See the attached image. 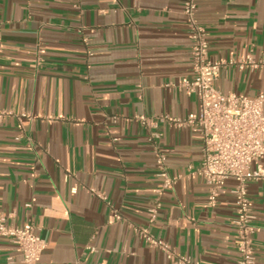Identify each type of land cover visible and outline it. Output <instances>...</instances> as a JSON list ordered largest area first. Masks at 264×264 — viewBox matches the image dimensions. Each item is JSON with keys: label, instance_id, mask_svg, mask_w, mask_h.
<instances>
[{"label": "crops", "instance_id": "obj_1", "mask_svg": "<svg viewBox=\"0 0 264 264\" xmlns=\"http://www.w3.org/2000/svg\"><path fill=\"white\" fill-rule=\"evenodd\" d=\"M183 8L184 0H0V109L14 113L0 122V216L37 228L47 242L37 264H173L139 227L199 264L238 263L235 182L210 205L192 175L202 135L172 121L199 112L181 87L193 80ZM197 19L221 64V92L264 93V0H198ZM160 155L175 179L169 190ZM248 198L255 264H264V181L248 184ZM0 264H24L3 237Z\"/></svg>", "mask_w": 264, "mask_h": 264}, {"label": "built area", "instance_id": "obj_2", "mask_svg": "<svg viewBox=\"0 0 264 264\" xmlns=\"http://www.w3.org/2000/svg\"><path fill=\"white\" fill-rule=\"evenodd\" d=\"M183 12L190 29L191 65L193 80L183 81L181 87L189 94L197 96L199 112L190 114L185 121L173 119L178 126H193L202 135V158L199 168L192 172L208 189L210 205L217 204L224 184L233 180V194L236 202L234 228L237 236V264H255L253 207L248 198V184L264 181V93L255 97L237 94H223L217 87L221 64L209 58L208 32L197 19L198 0H184ZM246 63L254 64L248 56ZM14 113L0 109V122ZM22 118L27 117L21 114ZM144 123L146 117H140ZM162 189L169 190L175 184L166 167V157L158 159ZM253 166H256L254 169ZM157 211L152 212L150 223L156 220ZM137 234L149 247L157 248L173 264H199L191 258L181 256L172 246L156 238L147 227L136 229ZM0 237L9 239L22 256L24 264H37L47 248V242L33 224L14 227L7 224L5 216H0ZM96 252L95 247L88 248Z\"/></svg>", "mask_w": 264, "mask_h": 264}]
</instances>
